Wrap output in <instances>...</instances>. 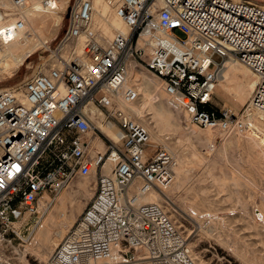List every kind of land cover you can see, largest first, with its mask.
Instances as JSON below:
<instances>
[{"label":"built area","instance_id":"2783aa9c","mask_svg":"<svg viewBox=\"0 0 264 264\" xmlns=\"http://www.w3.org/2000/svg\"><path fill=\"white\" fill-rule=\"evenodd\" d=\"M15 6L24 0H9ZM261 0H116L128 30L106 43L88 33L91 0H67L69 17L55 42H46L33 70L18 84L0 87V264H17L12 252L27 240L13 223L25 213L37 223L56 193L76 176H94L93 193L48 257V264H198L164 205L139 201L173 180L175 157L152 145L147 126L118 105L137 99L124 86L129 60L163 82L169 102L188 123L226 134L244 133L248 113L264 112V5ZM0 0V36L12 35ZM56 8V0H43ZM65 12V11H64ZM82 51H75L81 33ZM71 47L63 56V47ZM149 47V52L145 50ZM145 56L147 58H145ZM41 57H44L43 62ZM249 66L257 82L242 109L213 102L225 59ZM89 105L118 128L113 138L99 130ZM99 136L104 148L90 144ZM35 223V224H36ZM142 259V258H141Z\"/></svg>","mask_w":264,"mask_h":264},{"label":"rangeland","instance_id":"374dc122","mask_svg":"<svg viewBox=\"0 0 264 264\" xmlns=\"http://www.w3.org/2000/svg\"><path fill=\"white\" fill-rule=\"evenodd\" d=\"M108 1L95 0V4L98 7L108 5ZM114 2L116 0H112L108 5L107 20L94 17L93 31L113 37L115 31L112 23L117 18ZM64 11L42 13V17L48 21L56 15L63 16L57 27L51 26L49 29L45 27L44 20H39L37 27L41 29V35L49 37L48 42L55 43L65 30L69 7ZM118 22L121 21L118 19ZM38 28H31L29 38H37L34 30L39 31ZM75 45L76 43L72 46ZM43 48L40 46L35 49L12 74H3L0 78V87L20 83L33 70L40 55L46 53ZM65 48L68 50L69 44ZM145 52H149L148 49ZM43 58L41 57L42 62ZM137 60L134 58L129 60V81L126 84L136 86L139 95L136 100L129 102L125 109L127 108L145 125L151 126L152 145L156 147L159 144H166L175 160L176 158L178 160L177 168L182 166L189 173L183 187L177 188L173 184L165 193L158 191L160 192L158 194L161 196L159 203L164 205L183 232L192 257L198 264H264V159L258 151L247 144V137H242L244 143L242 146L226 147V144L233 139L237 140L240 135L227 136L216 130L211 140L207 129L188 123L184 111L169 102L161 79ZM237 65L251 74L249 82L255 83L256 78L251 71L242 63ZM239 77H235L236 80H239ZM148 84L151 89L158 88L154 97L147 93ZM231 99L219 92L215 86L213 102L217 106L226 105L238 111L247 103L249 97L242 105ZM160 100H163L164 105L173 113L174 124L167 127L158 140V131L148 106L150 101L158 103ZM95 110L97 112L95 116L93 115L94 123L100 126L101 111ZM254 116L258 115L255 113ZM258 117L254 121L253 132L261 136L264 133V124L258 121ZM224 180L229 182L228 186L222 184ZM234 180L237 181V185L233 184ZM93 184V175L76 176L58 192H45L48 200L43 201L45 195L39 199L40 203L49 202V205L37 223L35 222L37 217L28 213L13 223L14 227L21 229L24 236H28L21 244L19 240L14 241L16 248L12 255L17 264H48L50 253L60 240L57 233H66L92 195ZM84 185L86 188L82 187ZM62 207L66 210L65 218H61L59 214ZM42 219H46L47 224L39 234L37 226ZM61 219L62 226L59 227L57 221ZM32 230L33 235L30 237ZM233 243L236 246L231 245ZM137 262L151 264L147 258L139 259Z\"/></svg>","mask_w":264,"mask_h":264},{"label":"bare ground","instance_id":"6f19581e","mask_svg":"<svg viewBox=\"0 0 264 264\" xmlns=\"http://www.w3.org/2000/svg\"><path fill=\"white\" fill-rule=\"evenodd\" d=\"M66 1L67 0H56V8H50L49 6H46L44 4L43 0H24L23 4L20 6H15L9 0H2L1 5L4 8L8 9L9 15H10L9 19L11 20V22H14L15 19H18V20L20 19L22 21V25L19 28V30H17L16 32H13L12 35H7L6 33H4L3 36H0V78L3 74H12L20 65H22L25 62L26 58L30 54H32L35 51V49H37L40 46L46 45V41L48 40L49 37L43 36L40 34L41 29L37 27V25L39 24V20H44L45 21V27L47 29H49V28H51V26L57 27L58 24L61 22V20H63V16L62 15H56L51 20L48 21V20L44 19V17H42V13L43 12L52 13V12H56L58 10H61V12H63L65 10ZM91 1H92V12H91V18H90V22H89V26H88V33L92 34L100 43H106L112 37H107V36H105L99 32L93 31L94 17L98 16L99 19L107 20L108 14H109V6L108 5L110 4V2L112 0L108 1V3H109L108 5H101L99 7H98V5L95 4V0H91ZM260 2L264 3V0H261ZM115 17H117V18H115L114 22L112 23L113 31H115L114 35L117 32H126L128 30V28L125 25V23L123 22V20L121 19V17L118 16V14L116 12H115ZM118 19L121 22H118ZM0 27H1V24H0ZM34 27L39 29V31H36V29L34 30V33L37 36L36 39L29 38L30 37L29 32H30L31 28L34 29ZM85 36H86V34H84L82 32L80 37L76 41V45L72 46L75 48L74 50L77 51L78 53H80L82 51V45H83ZM66 45L67 44H65L63 47V53H62L63 56H67L70 49H71V47H70L68 50H66V48H65ZM147 49L149 50V47ZM227 59H229V60H227ZM227 59H225L226 62L224 61L225 63H223L222 67L218 71V80L216 83V87H217V90L219 92L227 95L228 97L232 98L236 103H240L242 105L247 100V98L250 96L251 90H253L252 87L254 88V86L257 82V76L249 66H247L246 64L241 62L239 59H236L233 57H230ZM131 63H133V62H131ZM237 63L244 64L245 67L249 71H251L250 73H252L254 75V77L256 78L255 83L253 81L249 82V79H250L249 76L251 77V74H249L246 70H243L242 68H240L237 65ZM134 70H136L135 66H134ZM235 77L236 78L239 77V80H236ZM128 81H129V74H128V70H127V76H126V79L124 81V86H129L126 84V83H128ZM253 83H254V85H253ZM157 89H158L157 87H156V89H151L150 85L148 84V86H147L148 95L151 97H154L155 93L157 92ZM117 101H118V105H120V107L122 109H124L131 116H133L134 118L139 120L127 108L125 109L126 105L129 102H125L124 99H122L121 97L117 98ZM174 107H176V106H174ZM89 108H90L91 113H92V116H91L92 120H93V122H95L94 121L95 118H93L95 116V113L97 112L95 109H97V110H100V109L94 105H89ZM177 108H179V107H177ZM148 109L153 114V121L155 122V128L158 131L157 132V139L160 140L161 135H162L161 133L167 127L172 126L174 124L173 123V120H174L173 113L164 105L163 100L158 101V103H154V102L150 101ZM100 111H101L100 115H102L101 125L97 126L94 123L95 126L99 130L107 133L109 136L116 138L118 136V128L113 124L104 122V120H103L104 114H103L102 110H100ZM255 113L259 117L258 116L255 117L254 116ZM257 117L259 118L258 121H260L261 123L264 124V112L263 111L256 110V109H254L253 111H250L248 113V121L250 123V127L244 133L227 134V136L240 135V137H238L237 140H235V141H234V139L231 140L225 146L226 147L227 146H235V145L236 146L237 145L242 146L244 144L242 137H247V144L253 150L258 151L260 153L261 158L264 159V133L260 136L256 132H253L254 121ZM149 127H150V129H149ZM147 128L149 129L150 138L152 140V134L153 133L151 134V131H152L151 126L148 125ZM205 129H207V131L209 132L208 133L210 136L209 139L212 140L214 133L218 129L210 128V127H205ZM222 133L226 135V133H224V132H222ZM209 139H208V141H211ZM90 144L93 146H96L99 149L104 148L103 141L97 135H95L94 137H92L90 139ZM177 166H178V160L176 158V164L174 166L173 180L167 187L163 188L162 190L150 189L148 192L139 196V201H157V202H159V199L161 198V196L158 193H160V192L165 193V190L171 188L173 184H174L173 186L177 187V188L183 187L185 185L187 179H188L189 173H187V171L182 166H180L178 168H177ZM176 169H177V173H176ZM222 184L224 186H228L229 182L224 180V181H222ZM233 184L237 185V181L234 180ZM82 187L86 188V185H84ZM158 191H160V192H158ZM45 194H47V193H44L41 197H43ZM46 200H48V195H45L43 198V201H46ZM77 209L79 210L80 207L78 206ZM59 214H60L61 218H65L67 215L65 208L62 207L59 210ZM262 216H263V214H262ZM71 220H72V216H70V218H69L70 222H71ZM57 223H58L59 227L62 226V219L58 220ZM46 224H47V220L42 219L41 222L39 223V225L37 226L38 229L36 228L37 230H39V234L42 232V230L46 226ZM35 234H36V232H35ZM39 234H38V236H39ZM32 235H33V230L31 231L30 237H32ZM63 235H64V232H58L57 233V237L60 239L63 237ZM231 245L236 246V244H234V243ZM188 249H189V252L191 254V250L189 247H188ZM140 257L144 258L142 255ZM137 261H139V260H137ZM137 261L133 262L132 264H139L140 262H137Z\"/></svg>","mask_w":264,"mask_h":264}]
</instances>
